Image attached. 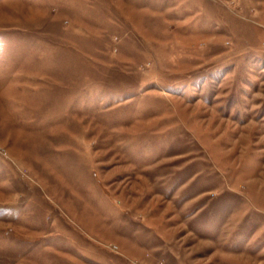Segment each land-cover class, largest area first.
<instances>
[{
	"label": "rangeland",
	"instance_id": "obj_1",
	"mask_svg": "<svg viewBox=\"0 0 264 264\" xmlns=\"http://www.w3.org/2000/svg\"><path fill=\"white\" fill-rule=\"evenodd\" d=\"M0 264H264V0H0Z\"/></svg>",
	"mask_w": 264,
	"mask_h": 264
}]
</instances>
